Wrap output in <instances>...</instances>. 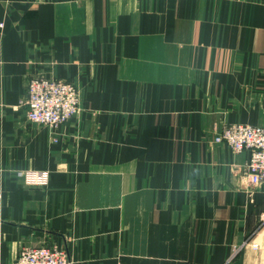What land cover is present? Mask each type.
<instances>
[{
  "label": "crops",
  "instance_id": "1",
  "mask_svg": "<svg viewBox=\"0 0 264 264\" xmlns=\"http://www.w3.org/2000/svg\"><path fill=\"white\" fill-rule=\"evenodd\" d=\"M40 76L80 91L57 128L26 117ZM232 124L264 126V0H0L2 264H264V185L214 141Z\"/></svg>",
  "mask_w": 264,
  "mask_h": 264
},
{
  "label": "built area",
  "instance_id": "2",
  "mask_svg": "<svg viewBox=\"0 0 264 264\" xmlns=\"http://www.w3.org/2000/svg\"><path fill=\"white\" fill-rule=\"evenodd\" d=\"M23 105L26 107L29 122L57 128L79 113L81 96L73 82L42 76L33 77L28 82ZM214 141L226 144L236 154L249 152L250 157L244 169V176L253 186L264 185V126L227 125ZM19 176L30 186H47L50 183V174L47 171L30 170L20 172ZM250 245L257 248L256 244L245 242L243 246L234 249V255L242 247ZM16 264H72V262L65 248L52 245L21 250Z\"/></svg>",
  "mask_w": 264,
  "mask_h": 264
}]
</instances>
